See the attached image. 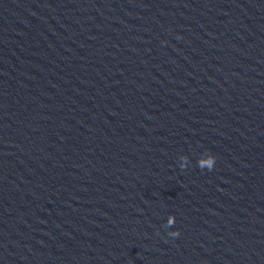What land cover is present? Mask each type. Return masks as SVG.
I'll use <instances>...</instances> for the list:
<instances>
[{
    "label": "clouds",
    "instance_id": "clouds-1",
    "mask_svg": "<svg viewBox=\"0 0 264 264\" xmlns=\"http://www.w3.org/2000/svg\"><path fill=\"white\" fill-rule=\"evenodd\" d=\"M213 161H215V157L213 158ZM212 169H213V167L210 166L208 170H212ZM169 222L171 223V220ZM179 235H180V233L178 230L170 233V236H172V237H177Z\"/></svg>",
    "mask_w": 264,
    "mask_h": 264
}]
</instances>
